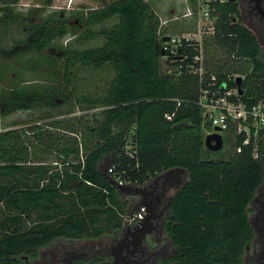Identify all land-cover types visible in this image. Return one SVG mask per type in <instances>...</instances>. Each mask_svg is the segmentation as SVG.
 <instances>
[{
  "label": "trees",
  "instance_id": "16d2710c",
  "mask_svg": "<svg viewBox=\"0 0 264 264\" xmlns=\"http://www.w3.org/2000/svg\"><path fill=\"white\" fill-rule=\"evenodd\" d=\"M55 1L0 0V10L34 5L25 25L27 36L7 53L39 51L66 32V24L55 26L50 16L33 19ZM92 1L97 5L84 6L75 41L102 37L104 42L83 49L67 45L62 79L33 96L25 89L0 95L4 114L35 107L43 111L23 119L21 127L0 131V264H23L15 256L58 236L96 237L121 230L124 215L136 206L108 176L120 174L144 185L172 168H184L188 175L170 206L167 230L175 242L182 251L198 253L193 264H239L252 234L248 207L264 181V133L258 138L257 158L252 144L242 145L230 158L205 157L203 151H212L205 145L200 79L189 71L194 47L183 45L169 58L162 40L169 29L162 26L151 0ZM213 7L216 29L206 39L207 52L213 42L229 57L221 63L209 59V71L216 72L218 82L237 87L229 75L236 73L235 64L248 61L250 71L243 75L239 97L249 105L264 103L259 40L242 22L235 0L214 2ZM18 18L10 10L0 16V27ZM112 19L110 26L95 27ZM82 66L111 73L106 87L81 90L74 69ZM76 106L99 109L101 117L93 124L79 117V129L71 117ZM130 138L138 152L137 166L124 151ZM243 139L238 135L235 145ZM106 158L107 175L101 167Z\"/></svg>",
  "mask_w": 264,
  "mask_h": 264
},
{
  "label": "flooded vegetation",
  "instance_id": "af4514ba",
  "mask_svg": "<svg viewBox=\"0 0 264 264\" xmlns=\"http://www.w3.org/2000/svg\"><path fill=\"white\" fill-rule=\"evenodd\" d=\"M240 18L260 42L264 53V0H235ZM184 170L164 171L151 177L143 196L130 195L137 206L146 199L150 217L124 223L119 231L96 237L58 236L39 248L15 256L23 264H193L197 252L181 250L167 230L174 193L187 181ZM176 188L169 196V191ZM252 230L239 264H264V181L248 207ZM147 216V215H146ZM193 244L188 245L190 250ZM199 257V255H197Z\"/></svg>",
  "mask_w": 264,
  "mask_h": 264
},
{
  "label": "rangeland",
  "instance_id": "374dc122",
  "mask_svg": "<svg viewBox=\"0 0 264 264\" xmlns=\"http://www.w3.org/2000/svg\"><path fill=\"white\" fill-rule=\"evenodd\" d=\"M160 1L162 0H151L155 9H157L156 5L159 4ZM96 5L97 2L92 0H56L52 6L41 8L42 10H39L38 14L33 16L35 17L33 18L35 21H39L41 16H50L55 26L61 22L66 24V32L62 36L55 37L48 47L42 48L39 51H27L17 55H10L5 50L12 48L16 45V43L24 40L27 36V28L25 25L29 22V12L33 9L34 5L29 3H19L9 7H4V10H0V16H3L4 13L9 12L10 10L14 14L19 15V18L15 21H10L7 24L5 23V26L0 27V95L10 94L12 91L25 89L33 96V91H38L41 87L52 85V83L57 79H62L64 71L63 67H61V61H63V54L67 45L71 44L72 48L74 47L79 49L101 45L104 42L102 37L85 39L82 43L75 41L81 32V27L78 25V19L85 13L84 6L94 7ZM192 5L194 6V4ZM167 18H169V14ZM114 22V19L108 20L102 25H97L95 27L110 26ZM183 22L184 20L179 23ZM191 22L192 19L186 20L185 23L189 28L183 30V32L179 34L193 32L194 28L192 27ZM245 24L248 25L247 22H245ZM2 50H4V52H2ZM209 51L210 52L208 54L210 55H208V57L210 62L215 60L220 63L225 62L229 57L228 53H226L224 49H220L213 42L209 43ZM230 64L233 65L232 62H230ZM163 67L165 69L167 68L166 63H164ZM233 70H235L236 74L243 76L250 71V63L243 60L239 65L235 64L233 66ZM74 71L76 72V79L74 82L78 84L81 90H85L88 93H92L96 88L99 91L106 87V80L111 74L109 73L107 76L108 71L106 69L96 71L84 66L79 68L75 67ZM75 111L76 112L74 114H76V116H71L74 117L73 120H75V122L82 118V122L88 121V123L93 124L101 117V111L99 109L83 111L79 110L77 107L75 108ZM42 112L43 111L38 107H35L31 109H20L10 114H4L0 103V131L14 127H21L23 119L36 118ZM47 120L49 119H46L45 121ZM80 124L81 123L76 122L75 125L81 129ZM233 131L234 130L223 132L224 144L222 149L219 151H212L211 153L203 151L204 156L215 158L233 157L236 152V133ZM203 132L205 133L204 129ZM52 159L53 156H48V161ZM185 177H187V173L184 172V178ZM175 190L176 188L171 189L169 191V196L172 195ZM129 197L125 198L129 200ZM131 203L134 204V202ZM0 207L2 208V206Z\"/></svg>",
  "mask_w": 264,
  "mask_h": 264
},
{
  "label": "built area",
  "instance_id": "2783aa9c",
  "mask_svg": "<svg viewBox=\"0 0 264 264\" xmlns=\"http://www.w3.org/2000/svg\"><path fill=\"white\" fill-rule=\"evenodd\" d=\"M183 0L186 4L185 9L177 12L169 18L161 19L162 26L183 20L195 21L194 31L187 34L169 33L170 40L164 41V51L171 54H178L179 48L183 45H191L195 49L193 64L189 71L198 74L200 79L199 105L202 108L203 129L205 137L207 134L216 132H229L234 130L236 137L244 135L241 145L236 146V151L242 150V145H253V155L255 158L260 156L258 138L264 133V103L258 102L252 105L247 104L239 97L237 87H230L225 81L218 82L216 72L209 71V57L207 52L206 39L215 33L216 18L213 16V3L224 2L226 0ZM185 59V57H181ZM209 75V78L206 77ZM238 74L229 75V79H235ZM242 76V75H241ZM205 81H207L205 83ZM233 131V132H234ZM125 153L129 158L134 159L138 165V152L132 139H128L124 146ZM108 172H114L113 167L107 168ZM114 180L120 185L136 186L131 180H127L120 174L114 173ZM130 195H124L128 197ZM148 212L146 205H138L131 212L124 215L126 223L138 222L143 220Z\"/></svg>",
  "mask_w": 264,
  "mask_h": 264
},
{
  "label": "water",
  "instance_id": "95a60500",
  "mask_svg": "<svg viewBox=\"0 0 264 264\" xmlns=\"http://www.w3.org/2000/svg\"><path fill=\"white\" fill-rule=\"evenodd\" d=\"M162 40L163 41H168V40H170V36L166 35V36H164L162 38ZM235 81H236V84H237V88H238L239 94H243V89L241 87V84H242V81H243V76H241V75L236 76ZM215 130H216V132L209 133L205 137V145L211 151H219L220 149H222L223 144H224L223 135H222V133L218 132L220 129L218 127H216ZM175 169L184 170V168H172V169H169V171H172V170H175ZM105 174L107 175L106 171H105ZM108 177H110L111 181L119 187L120 191L124 195H133V196L141 195V196H143L145 191H146V187L143 186V185H136V186L124 185V186H120L111 176H108ZM138 205H146L148 208L150 206L149 202L146 199H142ZM149 211H150V209H148V212ZM149 217H150V213L147 214L145 219H148ZM144 220H142V221H144Z\"/></svg>",
  "mask_w": 264,
  "mask_h": 264
},
{
  "label": "crops",
  "instance_id": "0c3cea01",
  "mask_svg": "<svg viewBox=\"0 0 264 264\" xmlns=\"http://www.w3.org/2000/svg\"><path fill=\"white\" fill-rule=\"evenodd\" d=\"M190 4H194V2L191 0ZM186 4L183 2V0H162L159 2V4L156 5L157 9H155V11L157 12V14L159 15L160 19H164L167 18L168 14L169 17L172 16L173 14L177 13V12H181L185 9ZM155 7V6H153ZM174 12V13H173ZM164 17V18H163ZM186 20H184V24L183 23H179L176 22L175 23H171L170 25H166V27H168L169 29V33L172 34H179L181 32H183V30L188 29V25H186ZM192 27H195V21L192 19ZM179 24V25H178ZM108 161V158H106L103 162H102V169L104 171H106V162Z\"/></svg>",
  "mask_w": 264,
  "mask_h": 264
}]
</instances>
